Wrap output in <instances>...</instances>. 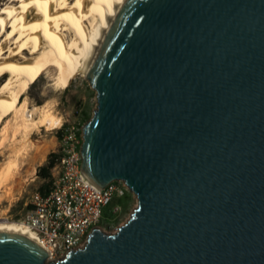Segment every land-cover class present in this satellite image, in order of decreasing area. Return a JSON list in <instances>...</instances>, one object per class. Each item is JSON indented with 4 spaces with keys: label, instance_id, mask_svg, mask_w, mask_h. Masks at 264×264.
Listing matches in <instances>:
<instances>
[{
    "label": "water",
    "instance_id": "95a60500",
    "mask_svg": "<svg viewBox=\"0 0 264 264\" xmlns=\"http://www.w3.org/2000/svg\"><path fill=\"white\" fill-rule=\"evenodd\" d=\"M87 79L82 173L137 206L51 262L0 233V264H264V0H130Z\"/></svg>",
    "mask_w": 264,
    "mask_h": 264
},
{
    "label": "bare ground",
    "instance_id": "6f19581e",
    "mask_svg": "<svg viewBox=\"0 0 264 264\" xmlns=\"http://www.w3.org/2000/svg\"><path fill=\"white\" fill-rule=\"evenodd\" d=\"M129 1L0 0V77H8L0 89V127L7 117L12 118L0 132V192L4 190V196L12 193L8 183L16 181L22 166L38 155L30 158L32 136L42 127L60 123L48 104L30 110L24 98L27 90L44 74L63 90L75 77H87ZM0 233L26 237L48 255L47 246L28 225L0 219Z\"/></svg>",
    "mask_w": 264,
    "mask_h": 264
},
{
    "label": "built area",
    "instance_id": "2783aa9c",
    "mask_svg": "<svg viewBox=\"0 0 264 264\" xmlns=\"http://www.w3.org/2000/svg\"><path fill=\"white\" fill-rule=\"evenodd\" d=\"M81 137L75 126L63 129L60 163L53 169L47 195L37 191L23 224L47 246L48 259L60 260L84 248L92 232L101 229L106 209L121 198L135 194L124 181L100 189L82 173ZM120 205L112 206L118 214Z\"/></svg>",
    "mask_w": 264,
    "mask_h": 264
},
{
    "label": "rangeland",
    "instance_id": "374dc122",
    "mask_svg": "<svg viewBox=\"0 0 264 264\" xmlns=\"http://www.w3.org/2000/svg\"><path fill=\"white\" fill-rule=\"evenodd\" d=\"M1 26L2 23L0 22V29ZM7 79L8 77H0V89ZM59 86H55L50 81L48 74H44L30 86L24 95V98L29 101L30 110L48 104L60 123L55 127L40 128L28 142V146L30 145V158L36 154L38 155L30 163L31 165L22 166L15 182L10 181L8 183V188L12 187L10 195L4 196V190L0 192V219L2 220L5 219L15 223L23 222L31 207L32 196L39 191V188L45 182H48L37 175L39 168L47 163L48 156L51 153H59L61 150L59 131L75 126L81 137L80 146L82 145L83 127L93 117V113L97 108V92L91 86L87 77L83 75L75 77L65 90ZM9 118L12 119L7 117L0 127V132L3 130L6 121L10 120ZM8 134L12 135V130ZM10 145L11 143H8L5 147ZM2 161L3 158L0 157V163ZM117 203L121 204L124 209L122 208L117 215L112 213V206L106 209L101 225V230L106 234L115 233L127 221L137 206V199L132 195H128L121 198ZM116 218L118 219L114 221Z\"/></svg>",
    "mask_w": 264,
    "mask_h": 264
},
{
    "label": "trees",
    "instance_id": "16d2710c",
    "mask_svg": "<svg viewBox=\"0 0 264 264\" xmlns=\"http://www.w3.org/2000/svg\"><path fill=\"white\" fill-rule=\"evenodd\" d=\"M58 134L60 135V139H62L63 130L59 131ZM60 158H61L60 152L59 153H51L48 156L47 163L44 166H42L41 168H39V170H38V174L37 175L40 178H43V179H45V180L48 181V182H45L39 188V191L42 193V195H47V193L51 189V186H52V178H53V174H52L53 173V169L60 163ZM117 202H115L113 205H120L122 207V205L121 204H118ZM105 213H106V211H105ZM104 216H105V214H104ZM117 219L118 218H116L114 221H116ZM108 225H110V224H108Z\"/></svg>",
    "mask_w": 264,
    "mask_h": 264
}]
</instances>
